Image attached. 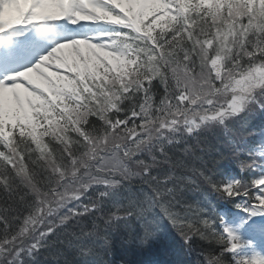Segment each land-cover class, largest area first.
I'll return each mask as SVG.
<instances>
[{
    "label": "snow or ice",
    "instance_id": "obj_1",
    "mask_svg": "<svg viewBox=\"0 0 264 264\" xmlns=\"http://www.w3.org/2000/svg\"><path fill=\"white\" fill-rule=\"evenodd\" d=\"M62 21L115 27L0 78V264H108L117 230L145 244L165 219L196 264H264V141L228 123L264 111V0H0V48ZM215 127L227 153L198 135ZM228 159L240 175L216 179ZM205 186L236 227L187 200Z\"/></svg>",
    "mask_w": 264,
    "mask_h": 264
},
{
    "label": "trees",
    "instance_id": "obj_2",
    "mask_svg": "<svg viewBox=\"0 0 264 264\" xmlns=\"http://www.w3.org/2000/svg\"><path fill=\"white\" fill-rule=\"evenodd\" d=\"M201 139L207 138L208 140H211V135L210 134H204V133H199L198 134ZM193 141L192 143H195V138H190L188 140V142ZM236 170L239 171V168L237 167V164L235 163V161L228 159V160H224L221 162V164L217 167L216 171V179H224V172H229L230 170ZM256 172H252V175H255ZM187 200L190 202H196V201H200V206L206 209V214H208V209L209 208H216L217 206L221 205L220 200L217 196L216 193L212 192L207 186H205L203 188L202 191L199 192H186L185 193ZM259 220H264V217H258ZM166 224L164 223V221L162 222V224L160 225V229L165 227ZM167 237L170 239L171 243H174L175 241V235L173 234V232L171 230H169L168 232H166ZM159 232L157 234L156 237L148 240L147 243L145 244H141L138 240H135L136 243H138V245H140L143 249H147L148 251L154 252V250L158 247L159 242Z\"/></svg>",
    "mask_w": 264,
    "mask_h": 264
},
{
    "label": "rangeland",
    "instance_id": "obj_3",
    "mask_svg": "<svg viewBox=\"0 0 264 264\" xmlns=\"http://www.w3.org/2000/svg\"><path fill=\"white\" fill-rule=\"evenodd\" d=\"M25 40L23 42L29 41L26 34L24 33Z\"/></svg>",
    "mask_w": 264,
    "mask_h": 264
}]
</instances>
